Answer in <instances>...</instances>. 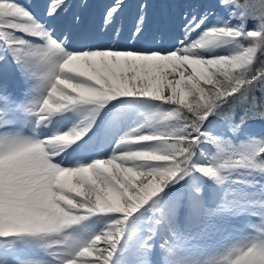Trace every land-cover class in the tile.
I'll return each instance as SVG.
<instances>
[{
	"label": "snow or ice",
	"instance_id": "6c2138e0",
	"mask_svg": "<svg viewBox=\"0 0 264 264\" xmlns=\"http://www.w3.org/2000/svg\"><path fill=\"white\" fill-rule=\"evenodd\" d=\"M0 264H264V0H0Z\"/></svg>",
	"mask_w": 264,
	"mask_h": 264
}]
</instances>
